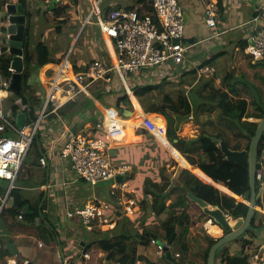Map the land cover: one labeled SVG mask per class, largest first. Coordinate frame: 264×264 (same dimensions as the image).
Masks as SVG:
<instances>
[{
  "label": "trees",
  "instance_id": "obj_1",
  "mask_svg": "<svg viewBox=\"0 0 264 264\" xmlns=\"http://www.w3.org/2000/svg\"><path fill=\"white\" fill-rule=\"evenodd\" d=\"M142 1L144 0H140L139 2L141 3ZM21 2L24 7L27 5L25 0H21ZM40 2H43V0ZM6 3L7 0H2L0 2V7H4ZM218 5L223 8V1L220 0ZM99 8L101 14L105 15L108 8L104 7L103 1L100 3ZM114 8L117 7H113L112 9ZM66 9L67 6L60 2L54 9L48 7L46 14H51L55 17L54 23L56 25H65L67 19L61 18V16ZM261 19L263 24L260 25V30L264 29V18ZM32 44L34 45L30 32L24 42V62L26 64V70L22 77L23 90L14 92V96H16L18 101L16 104L12 105L11 108H8L7 111L5 110L7 115L11 114L15 119L18 114L25 113L27 115L26 124L39 114L44 97L42 85L35 84L37 79H39L37 76H39L43 64L40 62L39 57L35 56L34 51H32L33 48L36 50V47H33ZM247 45L248 42L246 39H240L238 41V46L243 52ZM224 54L225 52L214 55L201 63L199 67L205 68L214 65ZM60 59L61 57L59 60ZM11 60L12 56H0V81H9L12 78V73L9 72ZM48 60L54 63L49 55ZM259 65L264 67V62H260ZM75 70L78 72L85 71L86 68H78V66L75 65ZM196 72V70L186 71L181 74V77ZM114 76L120 79L115 71H110L105 79L99 80L88 86L89 93L103 105H105V97L110 96L111 92L108 91L107 86H109ZM235 78L236 76L232 72H227L224 78V82L228 85L227 88L225 86H217L214 76L203 78L201 82L195 86L196 88L194 87L189 93H185L181 90L182 81L133 86V82L130 81L129 78H126L134 97L144 111L148 114L158 113L164 116L167 123V135L173 142L172 145L174 148L180 153H175L177 157H180V160L184 158L192 166L194 165L203 176L213 183L199 176L194 170L185 167L179 169L177 180L174 178L171 179L167 172L166 162L159 156H157L158 165L156 167L153 166L150 157L146 160V165H152L153 170L142 175H138L136 172V165L138 163L134 162L132 159H128L129 156L116 158V160H114L115 166L127 164L131 166L130 170L125 174V179L129 181L128 187L130 190L132 189L131 191H134L135 194H131V196L127 195V200L133 199L135 205L139 207L133 217L138 220L141 215L142 217L144 215V218L140 222L142 223V227L140 230L137 229L136 226L135 229L128 228L126 223H129V219L133 217L129 218L125 216L123 206L119 205L117 215L115 216L119 218L118 223L111 230L95 231L94 234L98 233L96 234L97 237L92 241V246L88 249V252H91V259L88 260L89 264H95L96 257L101 252L104 253L109 264H134V261L138 257H142V255L139 254V247L150 245L154 236L170 247L175 244L179 238L176 226L179 220L185 215L190 205L195 208L192 233L182 242L181 250L185 256H190L194 261L203 257V262H201V264H207L209 251L218 239L206 232L199 233L197 231V225H203L210 220H212L213 224H218L209 215L205 214L195 202L190 200L188 196L189 191L196 197L206 201L212 207L220 208L234 220L247 216L250 208V205L247 203L249 200H246L247 202L240 201L213 185H222L233 194L243 199L246 192L250 190L248 164L243 165L227 160L221 148L212 140L213 137L224 140L229 147L234 150H248L251 139L259 123L248 121V119L257 118L260 121L264 118V95L258 88H255L253 94L249 93L252 96L250 104L257 112L247 111L246 108L248 103L245 96L240 94V90L236 85H232ZM168 83L173 84L176 88L175 93L163 92L164 84ZM191 92H194L198 100V104L195 108L190 98ZM124 104L125 105L121 107L118 105L117 110L123 119H127L123 117L124 111H134V106L130 97H126ZM56 111L60 118L70 119L75 122L73 131L77 132L88 122L95 127L103 121L104 117L101 110L95 105L94 99L89 97L85 92H81L76 98L65 102ZM201 115L206 117L205 121L200 122L202 127L201 132L196 137H182L180 133L183 125L194 118L200 121L199 118ZM77 118L83 119V124L78 122V120L74 121ZM132 120L131 126H133V124L135 125L138 121L137 117H132ZM43 121L40 125L39 134L33 141L25 159V165L28 162V157L31 155L33 162L37 164L40 163L42 153L40 137L43 133ZM45 129L46 128H44V130ZM229 133L232 137H229ZM141 134L145 138H155L146 129H143ZM98 135L103 136L101 132H98ZM242 139H245V142H242ZM175 140H177V142H175ZM263 150L264 146H259V159ZM116 151L117 149L114 148L110 153L112 152L113 155ZM168 152L170 153L169 150ZM173 159L175 158L173 157ZM262 164L263 163L259 165L258 170L261 168ZM19 181L23 183V180ZM8 185L7 180H0V194L2 198H4L7 193ZM133 187L136 188L133 189ZM7 200H11V205L3 206L0 219L4 217V215L9 214L22 223L32 225L35 223V220L42 215L41 212L45 209V202L40 206L42 194L36 200L28 199L24 196L23 190L20 188L12 189L8 194ZM23 209L25 212L23 211V217L20 219L19 213ZM165 213H168L165 220H157L158 217ZM257 213L259 212L257 211ZM114 218H112L111 221H114ZM125 220L126 223H121ZM139 221L140 220H138V222ZM154 224H159L158 228H154L152 226ZM263 227L262 223L257 224V216L255 215L251 227L243 235L245 238L242 240V250L247 249L249 245L253 244V239L258 236L259 231ZM159 228L164 230V234L158 230ZM230 245L231 243H227L217 251L216 264L245 263V258L243 256L233 255L229 252ZM4 252L5 253L2 252L3 257L7 258L10 256L7 250H4ZM82 257L84 258V255Z\"/></svg>",
  "mask_w": 264,
  "mask_h": 264
},
{
  "label": "built area",
  "instance_id": "obj_2",
  "mask_svg": "<svg viewBox=\"0 0 264 264\" xmlns=\"http://www.w3.org/2000/svg\"><path fill=\"white\" fill-rule=\"evenodd\" d=\"M102 1L91 0L92 10L85 20V25L94 24L98 27L104 40L103 50L110 57L111 64L107 63L103 57L92 60L86 65L85 71L78 72L75 70L72 60V51L64 54L57 62L44 64L39 73L44 89L40 113L28 124L25 123L23 128H19L16 123L11 121L3 107V100L12 92L10 89L11 79L0 81V180H7L9 183L6 197L1 201L2 206L10 191L18 187L16 182L22 166L33 141L39 134L40 125L46 117L65 102L76 98L81 92L88 93V86L105 79L110 71H115L123 82L126 73H136L146 67L183 64L187 52L192 47L191 44L187 48L184 46L187 43L186 20L179 0H144L137 8H114L105 15L101 14L99 8ZM219 1L206 0L205 23L208 28L214 31V36L220 35L217 32L218 18L224 11V8L219 7ZM259 16L264 18V8ZM259 16L254 19L255 22ZM93 18H95L94 21ZM1 23L0 28L4 25L3 20ZM3 43L6 48H0V55L12 56L7 35L4 37ZM245 53L249 56L251 63L264 62V29L256 28L250 33ZM9 72L12 74L15 72L11 63ZM115 119L128 121L116 117V115ZM115 119L110 116L106 117L93 130L77 132L68 129L67 138L60 151V158L69 162L77 179L86 181L92 187L108 184L113 193L116 190L127 191V183L124 180L118 181V177H124L129 171V167L113 164L110 153L112 149L140 141V137L137 135L138 128L148 130L168 150V145H172L168 139L166 123L159 122L151 114L142 112L136 126L126 124L125 127L120 121L117 123ZM127 128L133 130L134 142L130 139L129 134L124 132ZM95 132H101L103 136H98ZM40 161L42 165L47 164L45 157H42ZM256 181L258 189L264 187V163L257 171ZM121 206L125 210V216L129 218H132L139 209L131 199H124ZM109 212L111 209L108 204L98 202L88 203L80 208L68 209L66 215L70 220L80 219L87 231L97 229L107 231L114 227ZM23 214L24 212L20 211V219ZM226 215L230 217L228 214ZM39 245L41 246V244ZM151 245L159 258L168 260L167 254L170 253L173 259L171 262L168 260L167 264H192L182 251L171 252L169 246L157 238L152 239ZM1 248L0 244V250ZM83 255L84 258L91 259L89 252ZM6 264L16 263L10 260ZM134 264H144V262L141 257H138ZM244 264H264V250H260V248L249 250Z\"/></svg>",
  "mask_w": 264,
  "mask_h": 264
},
{
  "label": "crops",
  "instance_id": "obj_3",
  "mask_svg": "<svg viewBox=\"0 0 264 264\" xmlns=\"http://www.w3.org/2000/svg\"><path fill=\"white\" fill-rule=\"evenodd\" d=\"M1 1L2 0H0V2ZM25 1L27 5L29 6V8L31 9V13L33 10L32 4L35 1H37L40 6L41 5L44 6L45 3L47 7L50 6V3H49L50 0H43V2H40L41 0H25ZM222 1L224 3L223 8L225 10L224 12H222L223 14L221 13L219 15V18H218L217 32L220 33V35L214 36V31L208 28L205 23V9L207 7L206 0H179V3L185 13V20H186L185 36L187 39L186 44L187 45L191 44L192 47L189 50H191L192 48H197L196 51L194 52V54H196L197 56L196 58L194 57L195 58L194 60L195 69H192V68H189V66L188 67L186 66V69H184L183 71H179L180 74H178V76H175V72H174L176 71V66H172V65L155 67L153 68V70H141L138 73H141L143 76L133 77L132 78L133 86H140V85H147V84H162L163 82L174 81V80L180 81L179 80L180 78H183L182 85L184 86L185 77L193 75L196 77V81L193 82V85H191V87L187 90V92L184 91L185 93H188L189 90H192L193 87L195 85H198L203 78H209L211 76H214V78L216 79L217 86H225L227 88L228 85H226V83L224 82L225 76L223 78L222 84H220L217 81V74H216L218 70L217 67L220 63L219 59L220 58L224 59L225 56L226 57L228 56V51L225 50L223 47L230 46L231 51L232 49H236V50L239 49V47L235 45L236 37L240 36V33H238V30L242 31L241 32L242 34L239 37V40L246 39L248 42V37L250 36V33L254 31L256 28L259 29L260 25L263 24L262 19L259 15L262 9L264 8V0H222ZM60 2H62L63 5L67 6L66 11L63 12L61 18H63L64 16V18L67 19V23L65 25H67L70 28V33L66 37L65 46L67 49L64 52V54H66L69 51H72V60H73L75 46L77 44V41L81 33L86 31V29L88 28V25H92L90 31L88 32L87 40L85 41L84 44L87 49H94L93 51L94 55L102 56V58L105 57L106 52L104 53V50L102 47L104 46V40L99 32L98 27L94 24L85 25V20L90 15L91 10H92L91 0H58V3L56 5H58ZM103 2H104L105 8L107 7V8L112 9L113 7L128 8L130 1L129 0H106V1L103 0ZM8 3H14V4H17L19 7H24L22 5L21 0H7L6 4ZM4 12L5 10L2 12V8L0 7V25H2L1 23L2 20H5ZM66 14H69L68 16L70 17L69 21H68V17ZM258 16L259 18L255 22L254 19H256ZM34 18H35V21H38V23L36 24V26L34 25L35 27L34 26L32 27L33 28L32 31H34L35 28L37 29V27L38 28L41 27L42 23H44V22L41 23L40 15H36L34 16ZM39 22L41 23V25H39L40 24ZM62 26L63 25L56 26L55 24V27H54L55 32L60 33V31L62 30ZM94 26L96 27V29H94L95 28ZM228 33L230 34V36H229V39L228 38L226 39L225 35ZM36 35H37V31L35 32V36ZM40 41L41 42L37 46L36 42L33 40V42H35L33 47H36V53L39 57L40 62L43 65L46 63H53L48 60V55H49L48 46L45 45L43 39H41ZM215 41H218L219 44L217 43L216 45H214ZM214 48H222V49H220L218 52L212 53V49ZM222 52L223 53L225 52V54L221 56L215 62L214 65L208 66L205 68L199 67L201 63H203L204 61ZM207 55L209 57L206 59H203L202 56H207ZM246 56L249 60V56L247 54ZM50 58H52L54 62H57V60H59V59H55V57H52V56H50ZM187 58L188 56H186L183 64L185 63ZM96 59L97 58H94L93 60H96ZM74 61L83 64L84 58L83 57L77 58L73 60V63ZM249 64L252 68L258 69L262 67L259 65L260 62H256V63L249 62ZM191 70H196L197 72L194 74L192 73L184 77H181V74L183 72L191 71ZM232 73L236 76V78L232 82V85H236V87L240 90V94L244 95L245 98L248 100V107L249 109L251 108L252 110L250 111L248 109V111L256 113L257 112L256 109L253 108V106L250 104L252 100L251 98L252 96L250 94H253L255 91V88H258L260 92L264 95V89L261 87L263 86L262 84H264V72L263 73L256 72L254 74V77L257 78V80H259L260 84L256 83L253 79L248 78L247 74H245L244 72H241V73L232 72ZM87 95H89V97L94 99L95 105L97 106V108L101 110L104 116L103 121L106 117H109L108 112L111 110L115 112L116 117L120 116L117 109H112V108L110 109V108L105 107L100 101L96 100L89 93V91ZM193 95L195 94L193 93ZM133 97H130L133 103V106H134L133 112H134V116L137 117V120L139 123V116L142 112H145V111L141 107V105L138 103L136 98L134 97L135 99L134 100ZM192 104L195 107L197 106L198 100L196 99V97H195V102L192 101ZM115 115L113 119H115ZM151 115L157 118V120L162 119V122L164 121L166 123V120L163 115L158 114V113H152ZM131 119L132 117L127 118L126 120L129 121ZM77 120L81 124H83L84 122L83 119H79V118H77L74 121H77ZM248 121L259 122V119L250 118L248 119ZM43 122H44L43 123L44 124L43 133L41 135L42 136L44 135L45 140L41 139V144H42L41 147L42 146L46 147V150H42L41 148V152H42L41 158L45 157L47 159V164L42 165L41 161L39 164H37L33 162V158H29L27 160L28 162L26 163V165L29 164L28 168H30L29 170L27 168V171H26L28 177H26V180H25L22 178V174L20 173L19 175L20 177L19 179H17L16 185L18 186L17 188H20L21 190H23L24 196L28 199L36 200L42 194V202L40 201V206L43 205L45 202V209L43 210V212H41L42 215L39 218H37L35 220V223L32 225L22 223L20 222V220L14 219L13 217L12 219L5 218L6 225H4V223H1L2 230L0 231V244L2 246L0 250V264H6L10 260L16 264H27L29 262H31L32 264H79L81 259H83L82 256L84 254L82 252V250H84V246H82L80 242L81 243L85 242L86 245L90 244V247H91L92 241L95 240L97 237V235L94 234L96 230L87 231L84 225L81 223L80 219L74 218L70 220V219H67L68 216L66 217V212L68 209L70 210V209L80 208V207L85 206L88 203H96L93 201L97 200L96 197L100 198V195L103 193L101 192V190H99V188L97 189V186L92 187L86 181L77 179L76 174L71 168L69 162L60 158L61 148L63 146L65 139L67 138V134H68L67 130L68 129L74 130L73 126L75 125V122H73L70 119L60 118L57 114V111L50 114ZM123 122H126V121H123ZM122 125H124L125 127L127 126L124 123ZM44 128L46 129L44 130ZM93 128L94 126L88 122V123H85L83 128H81L78 132L83 131V130H86V131L93 130ZM139 129L140 128L137 129V135L140 137V141L135 140L137 141L136 143L122 145L120 147H117L116 148L117 151L113 155L111 152L113 164L116 158L118 159V157L123 158L126 156L127 157L129 156L128 159L131 158L134 162L141 164L140 162L141 158L139 154L136 156L137 157L136 159H134V157L132 156L133 153L138 152L139 147L142 145L143 140L145 138L142 134L138 133ZM125 132L126 134H129L130 139H132L133 141V138H134L133 130L127 128ZM95 134L98 135V132H95ZM228 135L229 137H232L230 133ZM242 142H245V139H242ZM214 143L218 145L216 142ZM261 143L264 146V138H262ZM170 153L171 155H173L175 159L178 158L177 154H175L172 150H170ZM144 160L145 161L142 165L146 167V159ZM262 160L261 162L264 163V150H263ZM180 164L187 169L190 168L191 170H194L199 176H201L208 182L213 183L209 181L208 178L203 176V174L198 169L197 170L193 169L190 163L187 162L186 165L182 163ZM126 166H128L130 170L131 166L128 164ZM142 174H146V169L143 170V172L138 173V175H142ZM125 178H126V175L121 180H124L127 183V191L129 193L130 192L128 190L129 181H127ZM19 180H23V183ZM214 185L217 186L219 189L231 194L230 191L226 187L219 185V184H214ZM134 188L136 187H133V189ZM5 197L6 195L4 196V198ZM4 198H2L0 194V202ZM102 198L106 199L105 196H102ZM257 208L260 209L261 211H264V208L262 209L258 206ZM22 211L25 212L24 209ZM189 213L192 216L193 211H189L187 209L185 212V217H190ZM109 214L111 216V212H109ZM48 216L51 217V219H48ZM114 217L112 216L110 217V219ZM118 219H119L118 217L114 218V221H113L114 226L118 223L119 221ZM52 223L57 226L55 227L54 225H52ZM261 223L264 226V220H262ZM257 224H260V223H257ZM5 228H6V231L4 230ZM38 229L40 230L39 232H38ZM205 229L210 233L212 237L216 239L224 235V234L221 235L222 233L219 234L220 231L221 232L223 231L222 228L219 225L213 224L211 220L205 224ZM98 230L99 229H97V231ZM179 238L177 239L175 244L169 247V250H171V252H175V250H181V245L185 238L183 239H179ZM75 243H77V245ZM39 244H41V246ZM232 245L234 244H231L229 246L230 250L238 249L237 246L235 245L232 246ZM255 246H257L258 248H256ZM259 248L260 250H264V227L259 231L258 236L253 239V244L249 245L246 250L249 251V250L259 249ZM152 249L153 247L151 243L150 245L146 247H139V254L143 256L146 253V258L150 259V253L148 250H152ZM4 250H7V252H9L10 254L9 257L6 258L2 256V252L5 253ZM241 250H242V246H241ZM141 252H144V253L142 254ZM89 253L91 254V252ZM246 255H244L243 257L245 258ZM76 257H79L78 262L77 261L73 262V260ZM96 260H97V257H96ZM168 260L171 262L172 257L171 259H168ZM152 263L153 262H150L149 264H152ZM192 264H200V263L197 261H193Z\"/></svg>",
  "mask_w": 264,
  "mask_h": 264
},
{
  "label": "rangeland",
  "instance_id": "obj_4",
  "mask_svg": "<svg viewBox=\"0 0 264 264\" xmlns=\"http://www.w3.org/2000/svg\"><path fill=\"white\" fill-rule=\"evenodd\" d=\"M129 1L130 2H129V7L128 8H137L140 5V2H139L140 0H129ZM32 6H33V10H32L33 18L36 15H40V17H41V23L44 22V23H42V25L39 22L40 23L39 25H41V27H39V28L37 27V29L35 28V30L31 32V34H32V40H34L36 42V45L38 46L39 43L41 42L40 40L43 39L45 45L48 46L49 56L55 57V59H59L64 54V52L67 49L66 46H65V43H66V37L70 33V28L67 25H63L62 26V30L60 31V33H56L55 32V28H54L55 27V23H54L55 17L52 16L51 14H46L47 11H48V7H47L46 3L44 4V6H42V5L40 6L38 4V2L35 1L32 4ZM146 7H147V5H146ZM4 10H5V7L2 6V12ZM109 10H110V8L107 9V12ZM66 15H67V17L69 16V14H66ZM63 18H64V16H63ZM69 20H70V17H68V21ZM94 20H95V18H93V21ZM33 22H34L33 26L34 25L36 26V24L38 23V21H35V18H34V21ZM56 26H59V25H56ZM91 27H92V25H88V28L86 29V31H84V32L81 33V35H80V37H79V39L77 41V44L75 46V50H74V54H73V60H75L77 58H80V57H83L84 58V63L83 64L74 61V65L78 66V68H85L86 65L89 64L94 58L102 59V56H98V55H94L93 54L94 49H87L86 46H85V44H84L85 41L87 40L88 32L90 31ZM94 29H96V27ZM3 30H4V27H1L0 28V48H6V45L3 43L4 37L6 35H5V33H3ZM36 31H37V35L35 36V32ZM241 32L242 31H239L238 30V33H240V36L242 34ZM44 36H45V38H44ZM229 36H230V34L228 33V34L225 35V38L226 39L227 38L229 39ZM240 36L236 37V39H235V41H236L235 42V45L237 47H239L238 46V41H239V37ZM35 42H33V43L35 44ZM217 43H218V41H215L214 45H216ZM32 46H33V44H32ZM229 47L230 46H227V47L224 46L223 47L225 50L228 51V56L227 57L225 56L224 59L223 58H220L219 59V62L220 63L218 62L219 65L217 67L218 70H217V73H216L217 74V81L220 84H222V81H223V78H224L225 74L227 72L231 71V72H234V73L244 72L245 74H247L248 78L253 79L256 83L260 84L259 80H257V78L254 77V74L256 72L263 73L264 72V68H262V67L261 68H258V69L257 68H252L250 66L249 62H248L249 60H248L245 52H243L240 49V47L237 50L236 49H232V51H231V47L230 48ZM196 49L197 48H192L191 50H189L187 52L188 58L186 59L185 63L176 66V71H174L175 72V76H178V74H180L179 71H183L184 69H186V66L187 67L189 66V68L195 69V67H194L195 62H194V60H195V58L197 56H196V54H194V52L196 51ZM220 49H222V48H214V49H212V53L218 52ZM32 51H34L35 56H38L37 53H36L35 48H33ZM104 53H105V51H104ZM189 55H190V57H189ZM56 56H58V57H56ZM202 57H203V59H206L209 56L207 55V56H202ZM202 57H201V59H202ZM105 60L107 61V63L111 64L110 57L106 53H105ZM137 76L142 77L143 75L141 73H138V72L132 73V74L126 73V78H129L130 81H132V78L133 77H137ZM37 77L39 79H37V81H36L35 84L41 86L40 77L39 76H37ZM126 78L123 77V80H124L123 82H124V84H125V86H126V88L128 90L125 88V86H124V84H123V82H122L121 79H119V78H117L115 76L112 78L111 82L109 83V86H107L108 91L111 92V93H110V96L105 97V105H104L105 107L110 108V109L111 108L112 109H117L118 108V105L120 107L125 105L124 103L126 101V97H129V96L130 97H133L134 96L133 93H132V90H131V88H130V86L128 84V81L126 80ZM182 79L183 78H180L179 80L182 81ZM175 81L176 80H174V82ZM180 81H176V82H180ZM194 81H196V77L195 76H193V75L186 76L185 77L184 86L181 85V87H180L181 90L183 92L184 91L187 92V90L191 87V85H193V82ZM262 85L263 86H261V87L264 89V84H262ZM195 86H197V85H195ZM175 91H176V88L173 86V84H170V83L164 84V87H163V92L164 93H168V92L169 93H172V92L175 93ZM189 92H190V90L188 91V93ZM193 93L194 92H191L190 93V95H191L190 98H191L192 101L195 102V95H193ZM133 99H134V97H133ZM17 101L18 100H17L16 96H14V92H11L9 94V96L6 99L3 100V107H4V109L7 111L8 108H11V106L14 105V104H16ZM19 103H21V102H19ZM247 103H248V100H247ZM194 108H195V106H194ZM248 109H249V107L247 106L246 110L248 111ZM249 110L252 111L251 108ZM139 111H140V109H139ZM108 115L111 118H114L115 112L113 110H111V111L108 112ZM7 116L11 119L12 122L16 123V119L11 114H8ZM119 117L121 118V116H119ZM152 117H154V116L152 115ZM199 119H200V121L197 120L196 118H194V119L190 120L189 122H187L186 124H184L183 127H182V131L180 133L181 136L182 137H185V138L196 137V135H198L201 132V129H202V127L200 125V122L201 121H205L206 117H204V116L201 115ZM124 120H126V119H124ZM131 120L126 121V122H123V121H120V120H116V121L117 122L120 121L121 124L124 123V124H127V125L131 126V123L133 121V120L132 121ZM159 121L162 122V119H160ZM137 124H138V121H137V123L135 125L133 124V126H136ZM142 130L143 129L140 128L138 133L141 134ZM40 138L43 139V140H45L44 135L43 136L41 135ZM168 139H169V137H168ZM169 141L171 143H173L170 139H169ZM130 144H132V143H130ZM260 146H263V144L261 143ZM168 147L174 153H177V150L173 147V145L169 144ZM41 148H42V150H46V147H43L42 146ZM138 154H139V156L141 158V161H140L141 164H137L136 165V166H138V168H136V170H137L136 172L137 173H141L145 169H146V173H148L150 170H153L152 169V165H146V167H144L142 165L144 163V161H145L144 159L147 160L150 157L153 166L156 167L158 165L157 156H159L167 164V170H168L167 172H168L169 177L171 179L174 178L175 180H177V177H178V174H179L178 173L179 172V169L181 167H183L180 163L186 165L187 162H188L183 157H182L183 160H180L179 159L180 157H178L176 159H173V155H171L168 152V150L165 149V147H163L162 144H160L155 138L150 139V137L144 138L143 143L139 147L138 152H135V153L132 154V156L134 157V159L137 158L136 156ZM29 158H32V155L29 156L28 159ZM262 159H263V153H262V155L260 157V161ZM262 162H263V160H262ZM28 166H29V164H27V165L24 164L22 166L23 169L21 171V174H22V178L25 179V180H26V177H28V175L26 173ZM192 167H193V169L197 170V168L194 165ZM29 169L30 168H28V170ZM199 178H201V177H199ZM205 182H207V181H205ZM98 188H99V190H101V192H103L101 195L102 196H105L106 199H103L102 196L100 195V198L99 197L98 198L96 197L97 200H95L93 202H96V203H98V202H105L106 204H108L110 206V209H111V216L110 217H112V216L114 217V216L117 215L118 206L120 205V203L122 201H124L125 198H127V195L128 196H131V194H133V195L135 194L134 191H131L129 188H128V190L130 191V193H128V191L121 192L119 190L118 191L116 190V192L113 193L112 190H111V187L108 184L97 185V189ZM226 193H228V192H226ZM263 204L264 203H260L257 206L263 209L264 208ZM4 205L5 206H10L11 205V200H6L5 203H4ZM1 207H2V205H1V202H0V208ZM55 208H56V206H55ZM188 210L189 211H193L192 216L190 215V213H189V216L190 217H185V215H184L179 220V223L176 226L177 229H178L179 237H180L179 239H183V238L187 239L188 236L192 233V222H193V218H194V214H195V211H194L195 208L192 205H190L188 207ZM257 211L259 212V213L256 214V216H257V223H261L262 220H264V211H261L258 208H257ZM167 215H168V213H165V214L161 215L160 217H158L157 220H159V221L165 220L167 218ZM66 217H67V215H66ZM5 218L12 219V217L9 214L4 215V217H2L1 220H0V231L2 230L1 229V227H2V224L1 223H4V225H6ZM143 218H144V215H143V217L141 215L140 219H138V220H140L139 222H138V220L135 217H133L132 219H129V221H130L129 223H126V220L125 221H122V222L120 221V222L121 223H126L127 226H128V228H134L135 229V226H136V228L140 230L141 227H142V223H140V222L142 221ZM48 219H51V217L48 216ZM205 224H203V225L202 224H198L197 225V231L199 233H205L206 232V233L210 234L205 229ZM52 225H54V224L52 223ZM54 226L56 227L57 225H54ZM152 226L154 228H158L159 224H154ZM4 230L6 231V228ZM158 230L162 234H164V230L162 228H159ZM39 231L40 230L38 229V232ZM96 234H98V233H96ZM219 234L223 235L224 234V231H222V232L220 231ZM243 238H245V237L242 236L236 242L231 243V244H234L235 246H237V248H238L237 250H229V252L231 254L238 255V256H244V255H246V253L248 252V250H246V249L241 250ZM75 244L77 245V243H75ZM80 244H81V242H80ZM234 245H232V246H234ZM255 247L258 248L257 246H255ZM148 251L150 253V259L146 258V253L141 257L142 260H143V262H144V264H147V263L149 264L150 262H153L155 264H167L168 263V260L166 258H159L158 257V255L156 253V250L154 248L152 250H148ZM175 251H177V250H175ZM180 251H182V250H180ZM82 252H83V250H82ZM141 253L143 254L144 252H141ZM78 258L79 257H76L75 259L73 258L74 259L73 262L74 261L75 262L76 261L78 262ZM188 258L192 262L194 261V259L192 260L190 256ZM88 260L89 259H87V258H83V259H81V261H80L79 264H89L88 263ZM146 260L149 261V262H147ZM197 262H199L201 264V262H203V257L200 258L199 260L197 259ZM95 264H109V263H108L107 259L105 258V256L103 255V253L102 254L100 253L99 256H97V260H96V263Z\"/></svg>",
  "mask_w": 264,
  "mask_h": 264
},
{
  "label": "water",
  "instance_id": "obj_5",
  "mask_svg": "<svg viewBox=\"0 0 264 264\" xmlns=\"http://www.w3.org/2000/svg\"><path fill=\"white\" fill-rule=\"evenodd\" d=\"M49 3V8L53 9L58 3V0H50ZM4 17L5 20H3V32L8 36L10 53L12 55L11 67L15 71L12 74L10 89L13 92H20L23 90L22 77L24 71L26 70V64L24 62V42L28 33L30 34L32 31L34 18L28 5H26L24 8L19 7L14 3H8L5 5ZM144 70H153V67H146ZM133 115L134 112L130 110H126L123 113V117L126 118H131ZM26 120L27 115L25 113L18 114L16 119L17 126L19 128H23L25 126ZM262 138H264V118L259 121L248 150H234L231 149L224 140H220L215 137L212 138V140L219 145L227 160L243 165L248 164L250 190L246 192L244 199L236 196L231 191V194L227 193L228 195L233 196L243 202H247L246 200H249L247 203L250 205V208L246 217L233 220L230 217H227V215L220 208L212 207L203 199L196 197L191 191L188 192L190 200L195 202L205 214L209 215L213 220H215L224 231V235L218 238V241L210 249L207 264H216L217 251L225 244L238 240L247 232V230L251 227L252 221L257 213L256 206L258 203H264V187L258 189L256 181L258 167L261 164V161L258 158V153ZM175 142H177V140H175ZM122 178V176H119L118 181H121ZM2 208L3 206L0 208V213ZM154 238H156V236H154ZM81 244L84 246L83 252L86 253L90 247V244L86 245L85 242H82ZM166 250H168V248H166ZM167 257L171 259L169 252ZM27 264L32 263L29 262Z\"/></svg>",
  "mask_w": 264,
  "mask_h": 264
},
{
  "label": "bare ground",
  "instance_id": "obj_6",
  "mask_svg": "<svg viewBox=\"0 0 264 264\" xmlns=\"http://www.w3.org/2000/svg\"><path fill=\"white\" fill-rule=\"evenodd\" d=\"M184 46H185V48H187L189 45L185 44ZM135 114H136V113H135ZM132 117L135 118L136 116L133 115ZM214 228H215V227H214ZM212 232H214V231H212Z\"/></svg>",
  "mask_w": 264,
  "mask_h": 264
},
{
  "label": "clouds",
  "instance_id": "obj_7",
  "mask_svg": "<svg viewBox=\"0 0 264 264\" xmlns=\"http://www.w3.org/2000/svg\"><path fill=\"white\" fill-rule=\"evenodd\" d=\"M262 163V162H261ZM234 220V219H233ZM169 259V258H168Z\"/></svg>",
  "mask_w": 264,
  "mask_h": 264
}]
</instances>
